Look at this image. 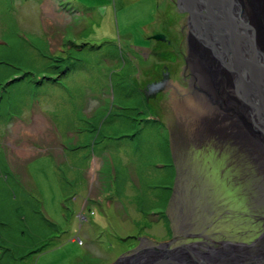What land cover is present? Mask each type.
Listing matches in <instances>:
<instances>
[{
	"label": "rangeland",
	"instance_id": "obj_1",
	"mask_svg": "<svg viewBox=\"0 0 264 264\" xmlns=\"http://www.w3.org/2000/svg\"><path fill=\"white\" fill-rule=\"evenodd\" d=\"M174 1L0 0V238L27 256L22 264H112L134 249L190 243L187 234L248 245L264 230V171L223 136L237 110L223 74L209 73L214 58L194 38L190 51L188 15ZM253 1L249 27L264 53V0ZM88 33L108 43L93 39L98 48L59 85L44 80L67 56L61 48L88 42ZM163 74L166 89L146 101L143 90ZM116 83L123 94L112 92ZM194 97L207 103L198 137L177 111ZM106 111L100 135L81 132ZM122 113L148 124L120 125L112 117Z\"/></svg>",
	"mask_w": 264,
	"mask_h": 264
},
{
	"label": "water",
	"instance_id": "obj_2",
	"mask_svg": "<svg viewBox=\"0 0 264 264\" xmlns=\"http://www.w3.org/2000/svg\"><path fill=\"white\" fill-rule=\"evenodd\" d=\"M174 5L180 14L188 15L190 51L192 38H198L202 46L222 58L229 74L239 81L242 104L251 114V127L259 132L264 149V59L258 56L242 22L243 9L235 0H175ZM151 38L165 41L160 34ZM168 82L163 74L160 81L148 84L143 90L146 98L163 92ZM257 241L263 243L264 234L248 245L223 242L218 247H204L197 242L170 247L172 241H167L134 249L132 255H123L112 264H264V250Z\"/></svg>",
	"mask_w": 264,
	"mask_h": 264
},
{
	"label": "bare ground",
	"instance_id": "obj_3",
	"mask_svg": "<svg viewBox=\"0 0 264 264\" xmlns=\"http://www.w3.org/2000/svg\"><path fill=\"white\" fill-rule=\"evenodd\" d=\"M235 1L237 2L238 5L240 4V2L242 3V8H243V11L245 12V13H243V17L241 18L242 22L245 25L246 30L250 35V38H251L250 41L253 42L257 47L258 56L260 58L264 59V53H263V51H261V47H260L261 43L259 42V40L255 41L256 33L250 31V27H249L250 26L249 25L250 16H251V19L253 21L254 13L256 15L255 9H252L254 1L253 0H247V1H249V4H250L248 12L245 9V6H247V3L245 2L246 0H235ZM239 7H241V5H239ZM254 23H256V22H254ZM193 38L195 39L194 46H197L199 39L196 37H193ZM204 50L205 51L203 53H200L201 56L202 55L204 56V54H207L208 56L210 55L212 59L214 58L212 63L209 64V67H210V69L208 68L209 73L212 74V76H213V71L215 70L218 74L217 77L218 76L220 77V75L223 74V76H222L223 79L220 80V83L219 82L218 83L220 84V87L223 88L224 92L226 93V96L228 98H231V100L229 99V103H230V106L232 107V109H234L233 111L232 110L231 111L234 112L235 109L237 110V113H236L238 115L237 117L235 116V113H234L233 115L231 114V116L224 119V125H222V127H221V129L223 131L222 132L223 136L225 135L226 136L225 138H231L234 141H237L236 144L239 146V149L242 153L244 161L245 160L246 161L248 160L250 162L254 161V162H256L257 166L262 171H264V149H263V146L261 143L259 132L255 131L251 127V122H252V119L250 117L251 114L248 113V111H247L248 109L244 108V106L242 104V99H241L242 87H240L239 81L234 76H231L229 74V70H227L226 66L224 65V62L222 61V58L219 55H216L214 52H211V50L207 49L206 47ZM210 52H211V54H210ZM203 69H205V67ZM211 90L212 89L209 88V92H210L209 94L210 95L212 92ZM175 96L176 95H173L172 98H174ZM206 96H207V94H206ZM207 98H209V96H207ZM201 100L202 99H200L198 97H194V98L189 99V102L187 104H183V101H182V103H180V110H177V111H179L178 112V120L181 123L182 128L184 129V132L189 133V135L192 137H198L201 134L200 129H202L203 126L208 127V125H209V124H204V121L200 120L203 117L202 113H201L202 112L201 107H203V109L205 111L204 105H207V103L204 102V100H202V101ZM179 102H181V101H179ZM203 102H204V104H202ZM209 116H211V115H209ZM255 122H256V120H255ZM255 126H256V123H255ZM214 130L211 129L212 132H214ZM262 171L260 173H262ZM260 248H261V246H260Z\"/></svg>",
	"mask_w": 264,
	"mask_h": 264
},
{
	"label": "trees",
	"instance_id": "obj_4",
	"mask_svg": "<svg viewBox=\"0 0 264 264\" xmlns=\"http://www.w3.org/2000/svg\"><path fill=\"white\" fill-rule=\"evenodd\" d=\"M64 4V3H63ZM66 6V5H65ZM65 6L64 5H62V7H64L65 8ZM75 8V10L74 11H79V13H80V11L82 10V12L85 14V15H87V16H91V12H90V10L89 9H86V8H83V9H77V6H74ZM103 22V21H102ZM95 26V24H92L91 25V29H93V27ZM101 26V21H100V23H99V21H98V23H97V25H96V27H100ZM84 28V27H83ZM83 28H82V30H83ZM94 35H95V33H88V34H86V38L84 39L85 41H88V42H82L80 45L79 44H76L75 42H71V41H68L69 42V44H71L70 45V49H68V47H67V49H63V48H61V50H62V53H64V52H67V56L66 57H61V58H59L60 60L58 61V62H56L55 60L53 61L54 63L56 62L57 64H60V65H57V64H51V60L53 59V56H50V57H46V59L50 62V64H51V67L49 66L48 68H51V69H49V71H53V72H51V75H50V77H48V78H45L44 77V80H47V81H49V82H53V83H55V84H57V85H59V80H61L62 78H64L69 72H72V70H76V69H82L83 68V66H84V62H82L81 60H82V55H86L87 54V52H89V53H92L93 52V50H95V49H97L98 48V46L99 45H95L94 44V41H93V39L96 41V42H101V44L103 45V44H106V43H108V42H106V41H102V39L100 40L99 38H100V36L99 37H94ZM73 43V44H72ZM84 45H87L88 47H89V49H84ZM77 48H80V50H77ZM66 50H69V51H66ZM71 51H75V52H77L76 54L78 55V57H73V55L71 54ZM52 57V58H51ZM56 57V56H55ZM57 58V57H56ZM114 58H115V56H114ZM70 60H72V61H70ZM73 60H75V62H73ZM116 60H117V58H116ZM56 70L58 71V72H56ZM24 77H22V78H19V79H16V80H14V84H16L17 82H19L21 79H23ZM42 81V80H41ZM41 81L39 82V83H41ZM28 82H30V81H28ZM36 83V82H35ZM112 92L114 93V95H115V93L116 92H120V93H122V85H120V84H118V83H116V85H115V87L113 88V90H112ZM143 93V96H144V99L147 101V98H146V96H145V94H144V92H142ZM123 94V93H122ZM151 98H153V97H151ZM2 99L3 98H1L0 97V104H1V102H2ZM113 107V106H112ZM118 108H120V109H122V111L124 112V109H125V111H127V110H129V108H122V107H118ZM132 110V109H131ZM133 111H134V109H133ZM105 112H103V114L102 115H100L98 118H97V121H96V124H94V125H91L88 121H86L85 120V122H84V124H85V126H88V128H86L85 130H81V132L82 133H87V135L90 137H97L98 135H100V133H101V131H103V127L104 126H106L107 124L109 125L110 123H111V121L108 119L109 118V116H111V115H113V114H111V113H108V111H106V113L104 114ZM123 114V113H122ZM124 115L125 114H123V117H122V115H119V114H117L116 116L114 115V117H112V119L113 120H115L116 118L115 117H118L119 118V121H118V123L120 124V125H127V127L128 126H135V127H139V128H137L138 130L140 129V125H142L141 123H147L148 124V121L149 120H147V119H145V118H138V119H136V118H131V117H125L124 118ZM2 115L0 114V117H1ZM140 116H142V114L140 113ZM121 119V120H120ZM133 120V121H132ZM147 126V125H146ZM146 128V127H145ZM137 130V131H138ZM127 131V130H126ZM135 131V130H134ZM133 133L134 132H128V134H126V135H121V136H119L118 138H123V137H125V138H127V139H129V138H132V137H134V135H133ZM9 175H10V177L11 178H13L14 177V174H12L11 172H9ZM8 177V176H7ZM16 180H17V178H16ZM18 181V180H17ZM19 183V182H18ZM20 184V183H19ZM1 225V224H0ZM39 251H41V250H38V251H34V252H31V253H28V254H38L39 253ZM27 254V255H28ZM27 256H21V257H15L14 256V254H13V252H12V250L10 249V248H8V247H4L3 245H2V240H1V238H0V264H22V261H24V259L26 258Z\"/></svg>",
	"mask_w": 264,
	"mask_h": 264
},
{
	"label": "flooded vegetation",
	"instance_id": "obj_5",
	"mask_svg": "<svg viewBox=\"0 0 264 264\" xmlns=\"http://www.w3.org/2000/svg\"><path fill=\"white\" fill-rule=\"evenodd\" d=\"M262 227H264V224L262 223ZM264 234V230H261V232L258 234V236L256 235V238H254L251 242L256 241L257 239H259L262 235ZM186 241L190 242V243H199L200 242V246H204V247H208V246H213L215 245L213 240L211 238H204L201 234L198 235H186V237L184 238ZM203 240V241H201ZM174 240H172V243L170 246H173L174 244ZM208 242V243H207ZM260 242L257 241L256 244H258V246H261V250H264V242L259 244ZM251 244V243H250Z\"/></svg>",
	"mask_w": 264,
	"mask_h": 264
}]
</instances>
